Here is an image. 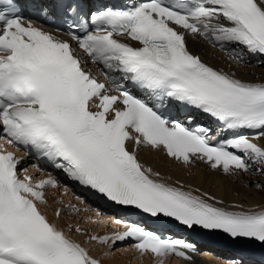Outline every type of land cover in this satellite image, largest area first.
Here are the masks:
<instances>
[{
  "label": "snow or ice",
  "instance_id": "1",
  "mask_svg": "<svg viewBox=\"0 0 264 264\" xmlns=\"http://www.w3.org/2000/svg\"><path fill=\"white\" fill-rule=\"evenodd\" d=\"M70 11H76L71 3L60 15ZM77 24L84 34L67 35L88 59L123 74L157 103L123 86L112 94L69 40L26 20L16 0H0V139L46 158L72 181L118 205L264 245V209L231 211L207 192L196 195L166 183L140 162L136 150L146 146L184 165L201 160L228 175L264 174V147L254 142L264 138V82L218 70L186 43L190 33L264 55V0H140L127 10L77 17L72 27ZM165 100L201 110L232 137L213 143L207 129L165 115ZM22 160L0 146V264H102L49 219L45 189L59 187L58 181L51 175L38 181L21 177ZM75 231L84 234L79 226ZM128 237L141 256L151 254L158 264L171 255L190 259L182 249L194 250L136 224L88 240L115 246Z\"/></svg>",
  "mask_w": 264,
  "mask_h": 264
},
{
  "label": "bare ground",
  "instance_id": "2",
  "mask_svg": "<svg viewBox=\"0 0 264 264\" xmlns=\"http://www.w3.org/2000/svg\"><path fill=\"white\" fill-rule=\"evenodd\" d=\"M186 40L188 49L193 53L199 54L201 60L206 64L229 74H234L236 78L245 81L264 82V55H261V59H263L261 63L257 62L258 58L255 55L247 56L246 61H244V58L240 56V50L235 55H230L216 51L197 36L186 35ZM257 141L264 147V138ZM136 150L140 162L145 167H151L154 172H159L160 178L166 183L176 186L183 185L184 190L193 191L196 195L207 192L209 195L215 196L217 200L223 201V204L218 206L231 211L264 209V187L261 190H257L253 186L258 180L264 178L263 174L259 177L252 173L244 172L228 175L221 170L210 168L208 164L199 160L191 165H184L168 158L161 151H154L145 146H140ZM234 181L237 184H234ZM250 183L252 187L249 188ZM257 188L260 187L257 186ZM196 189H199V191L196 192ZM57 190L54 188L48 192L50 202H54L55 205H59V197L57 195L59 191ZM63 199L66 198L64 197ZM48 215L59 227L64 228V211H61V216L57 219L53 218L52 213H48ZM68 221L72 220L69 219ZM106 221L109 222L110 219L104 217V222ZM84 227L87 228V226ZM111 227L114 229V224H111ZM110 233L106 231L104 235H110ZM96 235H101V233ZM73 237L83 243L85 234H78ZM109 242L111 243V241ZM86 245L85 247H88L92 255L100 259L102 264H158V258L150 255L139 257L136 252H132L130 247L122 243L116 248L121 251V254L117 250L111 252V249H115V247L106 248L100 243H96V241L87 242ZM225 255L228 254H223V256ZM211 256L201 257L199 262L191 257L187 259L179 256L174 258L173 261H171L170 256L164 257L163 260L164 264H209V260H213ZM132 257L133 261L130 263ZM217 263L222 264L220 261H217Z\"/></svg>",
  "mask_w": 264,
  "mask_h": 264
},
{
  "label": "rangeland",
  "instance_id": "3",
  "mask_svg": "<svg viewBox=\"0 0 264 264\" xmlns=\"http://www.w3.org/2000/svg\"><path fill=\"white\" fill-rule=\"evenodd\" d=\"M254 177H255V176H254ZM257 177H258V176H257ZM235 179H236V178H235ZM234 182H235L234 184H237L236 181H234ZM257 185H259L260 188H257ZM253 186H255V189H257V190H261V189L264 187V178L258 180ZM250 187H252V186H251V183L249 184V188H250ZM244 188H245V187H244ZM246 189H247V188H246ZM63 195H64V193H61V192L58 193V196L60 197L61 201H63V200H62ZM85 218H87V220L89 219L90 222L93 223L92 226L95 227L96 229L100 230V229L102 228V227H100L101 222H100V219H99V218H98L97 220L91 218L90 216H87V217H85ZM83 219H84V217H82V216H78V220L82 221ZM84 222H86V221H84ZM70 229H71V227H70ZM106 244H107V243H106ZM106 244H104V245L101 244V245L105 247ZM107 247H109V246L106 245V248H107ZM109 248H110V247H109ZM116 250H117L118 253H120L119 250L116 249V248H115V249H111V252H112V251H116ZM120 254H121V253H120ZM127 260H128V258H127ZM131 261H132V260H131ZM213 264H217L216 261L213 260Z\"/></svg>",
  "mask_w": 264,
  "mask_h": 264
}]
</instances>
